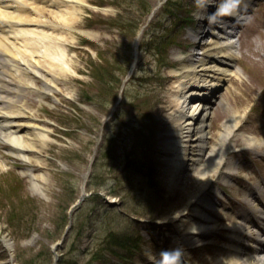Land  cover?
I'll use <instances>...</instances> for the list:
<instances>
[{"label":"rangeland","instance_id":"1","mask_svg":"<svg viewBox=\"0 0 264 264\" xmlns=\"http://www.w3.org/2000/svg\"><path fill=\"white\" fill-rule=\"evenodd\" d=\"M28 1L42 7L50 0ZM247 1L252 4L233 34V50L241 59L232 62L233 69L242 79L249 76L247 58L262 56L258 51L264 45V0ZM219 3L75 0L74 24L60 27L65 60H72L74 73H59L54 88L40 95L22 88L20 101L38 112L30 121L38 119L51 135L34 149L41 153L40 169L0 146V175L10 172L0 190V264H159L160 250L174 248L182 249V264H220L217 260L227 258L233 241L226 227L237 212L247 210L250 189L260 192L264 156L258 148L244 151L242 140L231 147L238 177L216 176L206 191L218 198L208 211L214 229L185 241L192 226L185 209L193 201L190 213H196L204 190L195 173L188 186L180 178L182 187L170 186L172 156L165 142L173 127L165 101L177 80L175 71L182 73L178 57H199L205 50L211 37L203 30ZM31 78L22 79L43 87ZM234 101L225 97L212 115V128L225 121L230 106L243 110L249 104L252 117L245 119L242 133L264 137V93L256 92L243 106ZM146 155L152 159L143 163ZM27 168L44 176L42 192L33 189ZM97 191L117 205L95 196ZM260 254L264 258V249Z\"/></svg>","mask_w":264,"mask_h":264},{"label":"bare ground","instance_id":"2","mask_svg":"<svg viewBox=\"0 0 264 264\" xmlns=\"http://www.w3.org/2000/svg\"><path fill=\"white\" fill-rule=\"evenodd\" d=\"M73 3L75 0H50L42 8L36 2L28 0H0V145L9 147L19 160L28 162L38 168L37 170L43 162L40 160L41 153L34 149L40 143L43 147L51 139V135L41 127L38 119L32 120L35 123L30 121L33 115L38 116V112L29 110L20 101L22 88H31L40 95L54 88L59 73H74L72 60H65L66 39L60 32L61 26L71 28L76 20ZM219 21L217 25L210 27L212 31H209V25L204 27L203 33L209 34L211 39L205 42V50L198 53L199 57H178L183 61L182 73L180 70L175 71L177 80L172 83L170 98L165 101L170 107L168 119L173 123L171 131L165 135L166 152L172 156L168 163L170 186L174 189L182 187L181 182H178L179 178L187 182L188 186L191 183V173L200 175L199 181L204 191L197 196L198 201L207 197L205 193L213 187L216 176L238 177V172L234 169L235 163L230 159L231 154L235 153L230 149L238 141L244 142V151L258 148L264 155V137H252L242 133L245 119L252 117L253 109H248L249 104L243 110L239 107H227L225 121L215 128L210 124L211 111L214 109L211 95L229 76L234 88L228 87L221 94L220 105L228 94L235 100L236 106H243V101L249 100L256 92L264 93V45L258 51L262 56L247 58V63L251 65L246 68L249 76L244 79L233 78L237 76V72L233 71L232 62L237 56L233 50L234 42L230 39L238 19L222 16ZM262 38L263 41L264 37ZM207 46L210 49H206ZM24 75L39 80L43 87H37L34 80L23 82ZM158 109L164 111L166 106ZM250 130L254 132L256 128L251 125ZM34 154L39 155L33 156ZM28 170L25 175L29 176L33 189L42 192L44 176L35 174L33 169ZM183 171H186L187 177ZM9 173L7 171L0 175V190L7 186L5 183ZM255 193L251 191V197L247 196L250 209L245 214H236L235 217H241V220L233 219L231 225L226 227L232 233L233 245L227 258L217 260L218 263L264 264V258L259 254L264 247L262 228L259 226L260 221L264 223V194L260 197L261 201L253 197ZM217 199L213 196L208 197L203 204L199 202L202 207L196 209L194 214L190 213L194 202L188 204L185 211L191 216L192 226L187 228L182 239L191 241L214 229L210 225L214 221L213 217L207 214V209L215 207L213 204ZM7 203L8 208L11 207V203ZM175 206L178 208L180 204ZM219 217L226 218L224 213L219 214ZM178 236L180 235H175V242L181 241ZM3 242L6 247L9 246L6 237Z\"/></svg>","mask_w":264,"mask_h":264},{"label":"clouds","instance_id":"3","mask_svg":"<svg viewBox=\"0 0 264 264\" xmlns=\"http://www.w3.org/2000/svg\"><path fill=\"white\" fill-rule=\"evenodd\" d=\"M244 0H220L214 13L209 15L210 20L222 16H240ZM183 251L180 248L161 249L159 264H182Z\"/></svg>","mask_w":264,"mask_h":264}]
</instances>
